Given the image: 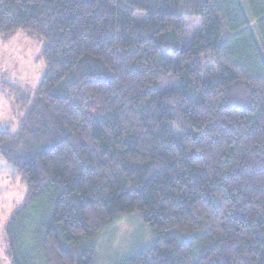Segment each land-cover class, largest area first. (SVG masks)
I'll return each instance as SVG.
<instances>
[{
  "label": "trees",
  "instance_id": "trees-1",
  "mask_svg": "<svg viewBox=\"0 0 264 264\" xmlns=\"http://www.w3.org/2000/svg\"><path fill=\"white\" fill-rule=\"evenodd\" d=\"M251 18L264 47V0H0V37L41 40L46 68L34 98L15 99L17 133L0 131V159L27 185L12 264H32L18 248L32 221L44 264H99L98 237L133 214L154 236L138 264H264Z\"/></svg>",
  "mask_w": 264,
  "mask_h": 264
},
{
  "label": "rangeland",
  "instance_id": "rangeland-1",
  "mask_svg": "<svg viewBox=\"0 0 264 264\" xmlns=\"http://www.w3.org/2000/svg\"><path fill=\"white\" fill-rule=\"evenodd\" d=\"M134 17L138 24L145 22L143 12H136ZM186 23L187 33L184 41L185 45L189 46L195 35L200 32L201 20L193 17L186 19ZM249 25L264 59V47L256 21L251 18ZM42 47L41 40L29 37L23 31L7 40L0 37V131L17 133L25 111L19 109L15 99L26 94H31L34 98L46 69L41 57ZM166 56L168 59L172 57L170 54ZM175 85L176 83L166 86L162 82L159 88L163 90ZM26 195V183L14 168L0 159V264H12L7 228L17 208L24 203ZM33 224V221L28 222L23 228L24 237H20L22 247L19 244L18 248L28 257V262L44 264L40 247L35 245L38 237L37 227ZM153 240L152 229L143 223L139 215L121 216L98 237V263L138 264V256L152 245Z\"/></svg>",
  "mask_w": 264,
  "mask_h": 264
}]
</instances>
